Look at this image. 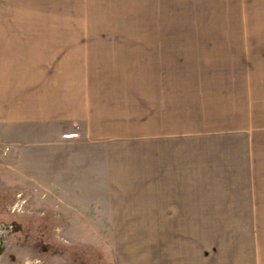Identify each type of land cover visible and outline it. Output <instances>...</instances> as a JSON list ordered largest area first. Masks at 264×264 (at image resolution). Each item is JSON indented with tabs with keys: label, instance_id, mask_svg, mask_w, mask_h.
Instances as JSON below:
<instances>
[{
	"label": "crops",
	"instance_id": "0c3cea01",
	"mask_svg": "<svg viewBox=\"0 0 264 264\" xmlns=\"http://www.w3.org/2000/svg\"><path fill=\"white\" fill-rule=\"evenodd\" d=\"M12 1L44 9L0 13V143L48 150L12 178L98 198L72 215L87 227L152 229L153 264H264V31L102 29L98 0ZM74 126L85 140L26 135Z\"/></svg>",
	"mask_w": 264,
	"mask_h": 264
},
{
	"label": "rangeland",
	"instance_id": "374dc122",
	"mask_svg": "<svg viewBox=\"0 0 264 264\" xmlns=\"http://www.w3.org/2000/svg\"><path fill=\"white\" fill-rule=\"evenodd\" d=\"M96 6L97 18L101 19L94 21L93 25L102 29H202L223 32L249 28L264 31V0H98ZM40 8L37 4L25 7L15 5L12 0H0V13L3 15L42 11L43 7ZM256 39L259 45H264V35ZM9 87L0 84V94L4 99L8 98ZM5 104L1 105V109L5 108L7 114L8 104ZM8 120L7 117L0 119L1 133L8 127ZM72 131L68 128L64 137L56 134L49 137L46 132L34 128L22 133H26L28 140L43 141V144L47 140H85L83 129H80V134L77 127ZM5 137L7 142L17 139L14 134ZM107 139L131 141L141 137L104 138ZM9 143H0V233L4 234L5 242L0 264H153L152 229L93 228L85 226L93 223L74 222L72 215L74 220L77 217L82 219L89 216L85 213L87 209H103L106 206L99 201L95 204L94 200L98 198L41 196L44 192L39 188L40 181H17L12 178L11 169L25 174L26 156L34 153L40 157L48 150L41 148L44 145L31 148L24 141L22 146L11 149L8 148ZM64 151L85 152L81 148H66ZM96 151L97 157L105 152L104 149ZM14 154L20 159L11 158ZM27 171L30 173L29 167ZM70 192L65 191L66 194ZM96 193L103 194L105 191L97 189Z\"/></svg>",
	"mask_w": 264,
	"mask_h": 264
},
{
	"label": "flooded vegetation",
	"instance_id": "af4514ba",
	"mask_svg": "<svg viewBox=\"0 0 264 264\" xmlns=\"http://www.w3.org/2000/svg\"><path fill=\"white\" fill-rule=\"evenodd\" d=\"M1 222V221H0ZM2 223V222H1ZM4 224V223H3ZM10 224H13V223H10ZM8 225V223L6 224ZM10 226V225H9ZM15 228V227H14ZM15 230V229H14ZM4 234L3 233H0V255L3 253V248H4Z\"/></svg>",
	"mask_w": 264,
	"mask_h": 264
}]
</instances>
